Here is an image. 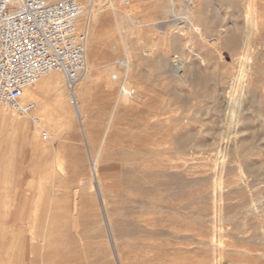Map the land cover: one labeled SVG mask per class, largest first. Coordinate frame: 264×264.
I'll list each match as a JSON object with an SVG mask.
<instances>
[{
	"label": "rangeland",
	"instance_id": "rangeland-1",
	"mask_svg": "<svg viewBox=\"0 0 264 264\" xmlns=\"http://www.w3.org/2000/svg\"><path fill=\"white\" fill-rule=\"evenodd\" d=\"M112 1L121 11L119 22L137 73L129 82L136 92L134 99L119 102L120 84L112 83L110 73H101L108 63L119 70L117 63L127 53L117 16L110 9L111 0H78L85 11L80 23L88 24L90 30L87 59L98 74L80 100L82 118L72 107L73 115L69 114L66 125L62 123V109L52 95L46 97L52 124L44 119L43 107L37 103L36 116L43 128L30 117L0 107V120L3 115H15L26 123L28 132L21 158L23 133L13 134L9 128L2 132L0 126V264H9L10 259V264H23L20 259L29 254L7 239L20 227H13V222L4 224L8 209H12L13 220L18 207L27 203L23 196L32 198V212L39 206L35 212L40 211V219L47 220L46 229L54 220L55 227L61 221L65 228L64 236L57 230H45L46 238L58 240V245L53 243L56 249L51 245L52 264H264V0H256L259 27L251 36L250 87L238 136L233 127L226 126V118L221 122L220 100L210 94L229 87L240 69L239 55L246 53L244 46L232 48L227 41L231 36L243 39L245 0H195L200 7L193 11L192 21L200 27V34L187 22L172 21L184 11V0ZM97 14H107L104 31L95 25ZM115 46L118 52L112 53ZM176 57H182L186 67H194L188 79L174 73L171 62ZM84 81L85 75L78 88ZM39 89L37 85L35 90ZM66 95L63 101L72 106V97L69 102ZM32 96L33 91L25 100H35ZM141 110L146 112L147 126L138 117ZM222 127L225 134L219 142ZM44 130L47 140L42 139ZM182 137L191 138L180 143ZM235 142L241 146L242 172L231 153ZM214 144L217 147L208 150ZM209 154L213 156L210 161ZM97 156L98 180L93 175ZM216 157L221 158L219 171L214 166ZM177 205L183 208L171 212ZM214 218H221L222 223L216 220L214 224ZM18 251L23 255L17 256ZM39 253L40 248L29 255L33 259Z\"/></svg>",
	"mask_w": 264,
	"mask_h": 264
},
{
	"label": "bare ground",
	"instance_id": "bare-ground-1",
	"mask_svg": "<svg viewBox=\"0 0 264 264\" xmlns=\"http://www.w3.org/2000/svg\"><path fill=\"white\" fill-rule=\"evenodd\" d=\"M49 1V3H54V2H57V1H60V0H46V2ZM85 1V0H84ZM96 1V0H95ZM242 1V0H241ZM89 1H87L88 3ZM184 2L186 3L185 7H184V11L183 12H180L179 15H174L173 16V22L174 23H180V22H187L190 24V27L192 28V30L194 32H196L197 34H200L201 33V29L198 25H195L193 24V16H192V13L193 11H196L199 7H200V3H197V1L195 0H184ZM243 2V1H242ZM48 3V2H47ZM86 3V2H85ZM259 3V2H258ZM232 4V3H231ZM83 6V5H81ZM97 6V5H96ZM110 6V5H109ZM202 6V5H201ZM239 6V5H238ZM244 10H245V17L243 18L244 19V23H243V27H242V32H243V39L241 41H239V38L238 37H229L228 38V44H230V46L232 48H237L239 46H244V50L246 51V53H240V69L238 70L237 74L233 76V78L230 80L231 83H229V87L227 88H223V90L217 94V91L214 90L212 94V98L217 101V100H220V106L219 108L221 110L220 112V120L221 122H223V118H226V120L228 121L227 125L226 126H229L230 128L233 127L234 128V134L235 136H238L240 135L241 131L238 129V126L240 125L241 123V115L243 114V106H244V102H245V99L247 97V92H248V89H249V85H250V81L248 80V69L249 67L252 65V58L253 56L251 55V36L252 34H255V32H257L258 30V27H259V13H258V10H257V3H256V0H245L244 4ZM90 7V6H89ZM98 7V6H97ZM94 8H95V5L92 6V13L94 12ZM110 9L111 11H113V13L117 16V26H118V30H119V33L121 34L122 38H123V47L125 48L126 50V54H125V59L124 60V63H125V66L124 67H119V61L117 63V68L119 70H117L114 66H111L109 63L104 65L103 67V70L101 73L103 74H109L110 73V77L112 79V83H116L118 82L120 85L118 86H123V90L120 91L119 90V95L117 96L119 98V102L121 101V99L123 100L124 98L127 99V100H132L133 98L130 97V93L131 91H133L134 89H131L130 86H129V82L130 81H133L134 78L137 77V73L135 72L136 70L134 69V66L132 64V60H131V57L129 56V48H128V44L126 42V40H124V32L122 31L121 29V25H120V22H119V15H120V12L119 9H118V4L116 2H113L111 0V6H110ZM263 10V8L261 9ZM90 11V10H89ZM82 12L85 13V11L83 10L82 8ZM262 12V11H261ZM194 15V14H193ZM227 16V15H226ZM264 16V15H263ZM262 17V16H261ZM127 19V18H125ZM107 14L105 15H95V25L98 27H101L102 30L104 31V29L107 27ZM230 21V19H229ZM228 21V23H229ZM128 22V21H127ZM165 23V22H163ZM204 23V21H203ZM109 24V23H108ZM183 24V23H182ZM231 24V23H230ZM229 24V25H230ZM235 24V23H234ZM179 25V24H178ZM209 25V24H208ZM131 26V25H130ZM165 26V25H162V27ZM222 26V25H221ZM227 26V24H226ZM240 26V25H238ZM124 27V26H123ZM214 28V27H213ZM232 29V27H231ZM127 30V29H126ZM171 30V28H170ZM229 30V28H228ZM102 31V32H103ZM129 31V30H128ZM208 31V30H207ZM209 32V31H208ZM224 32V31H222ZM231 32V31H230ZM236 32V30H235ZM234 32V33H235ZM240 32V31H239ZM211 33V32H210ZM217 33V32H216ZM181 34V33H179ZM218 34V33H217ZM220 34V33H219ZM237 35V34H236ZM139 36V35H138ZM229 36V35H227ZM106 38V37H105ZM95 39V33H93V41ZM199 39H200V35H199ZM209 39V38H208ZM177 41V40H176ZM212 41V40H211ZM210 41V42H211ZM138 42V41H137ZM207 43V42H206ZM212 43V42H211ZM89 44V43H88ZM139 44V43H138ZM209 45V44H208ZM90 49L91 46L88 45ZM139 48V47H138ZM132 49V48H131ZM95 50V49H94ZM136 50V49H135ZM112 53H117L118 52V47L115 46L112 48ZM89 52V51H88ZM137 52V51H136ZM97 53V52H96ZM107 53V51H106ZM88 54V53H87ZM108 54V53H107ZM133 54V53H132ZM91 57V56H90ZM142 57V56H140ZM146 57V56H145ZM148 57V56H147ZM146 57V58H147ZM159 58V57H158ZM182 58V57H181ZM180 57H176L174 60H172V69L174 71V73L177 75V76H180V77H184L185 79L187 78L188 79V75H190V72L192 71L193 72V66L190 65L189 67H186L185 64L183 63V60L181 59ZM143 60V59H141ZM159 60V59H158ZM157 60V61H158ZM191 60V58H190ZM165 61V60H164ZM167 61V60H166ZM154 63V62H153ZM187 63V62H186ZM189 63V62H188ZM192 63V62H190ZM140 64V63H139ZM150 64V63H149ZM155 64V63H154ZM193 64V63H192ZM114 65V64H113ZM136 65V64H135ZM143 65V64H142ZM157 66V65H156ZM164 66V65H163ZM162 66V67H163ZM196 66V65H195ZM95 67H93L91 61L87 59V71L85 73V81L83 82V84L81 85L80 88H78V86L75 88L74 92H70L68 91L66 85H65V82L62 81V76L60 72H51L49 73L47 76L43 77L37 84L33 85V86H30L29 88L26 89L25 91V97H27L31 91H33V98L35 100L31 101V102H35L36 104L39 102L42 107H43V117L44 119L47 121V123L50 125L53 123L54 121V117L51 113V106L49 105V103L46 102V97L48 95H52L54 97V103H57V105H59V107L62 109L61 111V117L63 118V121L62 123H64L65 125L67 124V119H69V114L70 116L73 115V109H74V112L76 113V115H78V117L82 118V113H81V107H80V100L81 98L84 96L85 97V94L89 91V85L91 83H93L97 78V73L95 72ZM169 70V69H168ZM170 71V70H169ZM235 74V73H234ZM202 75V74H201ZM203 76V75H202ZM192 77V76H191ZM108 78V77H107ZM183 79V78H182ZM204 80V79H203ZM205 81V80H204ZM188 82V81H187ZM106 85L108 87H111V82L106 79L105 81ZM188 84V83H186ZM39 85L40 86V89L39 90H35V87ZM193 85V84H192ZM199 85V84H198ZM201 85V84H200ZM186 86V85H185ZM204 86V85H202ZM228 86V85H227ZM107 87V88H108ZM119 87V88H120ZM118 88V89H119ZM145 88V87H144ZM147 90V89H146ZM220 90V89H219ZM135 92V90H134ZM65 94H67V99L69 100L70 102V99L72 97V106L71 103L69 105H66V103L63 101L65 99ZM70 98V99H69ZM211 101V100H210ZM73 107V109H72ZM66 108V109H65ZM64 109V110H63ZM68 112H67V111ZM119 111V108L114 112V115L116 113H118ZM6 112V111H5ZM38 112V111H37ZM7 114V113H6ZM68 114V116H67ZM140 114H138V117L140 116L141 119H142V124L147 126L146 124V121L148 120L144 114H146L145 111H140ZM258 114V117L261 118L262 114L260 113H257ZM155 115V114H153ZM152 115V116H153ZM198 115V114H197ZM15 116V115H14ZM11 115L10 116H7V115H3L1 117V120H0V126L2 127V132L3 131H6L7 128L11 129L13 134L14 133H17L20 132L23 133V139H22V146L20 147L19 151L21 154V158L24 157V152H25V142L28 141V132H27V125L26 123H20L17 119H15V117ZM26 117H29V116H26ZM139 117V118H140ZM148 117V116H147ZM19 118V116H18ZM79 118V119H80ZM115 118V117H114ZM120 118V117H119ZM150 118V117H149ZM113 119V118H112ZM243 120V119H242ZM248 120V119H247ZM79 121V120H78ZM115 121V120H114ZM41 122V121H40ZM39 122V124H37L38 127H42L43 128V124L41 125V123ZM186 122V121H185ZM139 123V122H138ZM155 124V123H154ZM158 124V123H157ZM215 124V123H214ZM218 124V123H217ZM62 125V124H61ZM64 125V126H65ZM153 125V124H152ZM151 125V126H152ZM155 126V125H154ZM153 126V127H154ZM219 126V125H218ZM110 127V126H109ZM112 127V126H111ZM144 127V126H143ZM220 127V126H219ZM242 127V126H241ZM150 128V127H149ZM39 129V128H38ZM223 127H222V130H219L220 133H218V141L221 142L222 139H223V136H224V132H223ZM145 130V129H144ZM143 130V131H144ZM148 130V129H147ZM232 130V129H231ZM246 130V129H245ZM45 132L47 130H44ZM114 131V130H112ZM225 131V130H224ZM247 131V130H246ZM250 131V130H249ZM106 132V131H105ZM145 132H148V131H145ZM152 132V131H151ZM218 132V131H217ZM48 134V133H47ZM55 134L56 132H53V138L55 137ZM207 134V133H206ZM217 134V133H216ZM146 135V134H145ZM105 136V135H104ZM110 136V135H109ZM231 136H233L231 134ZM12 137V136H11ZM151 137V136H150ZM149 137V138H150ZM226 137V135H225ZM35 138V137H34ZM37 138V137H36ZM35 138V140H36ZM191 138V137H190ZM189 137H182L179 139V142L180 143H184V142H187L189 139ZM216 139V138H215ZM231 139V138H230ZM20 140V138H19ZM108 140V139H107ZM251 140V139H250ZM263 140V139H261ZM37 141V140H36ZM216 141V140H215ZM1 142V141H0ZM6 142V141H5ZM150 142V139L148 140V143ZM217 142V141H216ZM228 142V141H227ZM254 142V141H252ZM17 143V142H16ZM242 147L246 148V146H248V144L243 141L242 142ZM249 143V142H248ZM34 144V143H33ZM32 144V145H33ZM106 144V143H104ZM109 144V143H108ZM228 144V143H227ZM234 145L231 147V153L233 155V157L235 159L238 160L239 162V168L238 170H240L242 172V166L240 163L241 159L239 158L240 157V153H241V146L238 145V143H233ZM253 144V143H252ZM2 146V144H0ZM7 145V144H6ZM231 145V144H230ZM208 146V145H207ZM263 146V145H262ZM14 147V146H13ZM18 147V146H17ZM217 147L216 144H214L213 146H209L208 150L209 149H215ZM10 148V147H8ZM12 148V147H11ZM6 149V148H5ZM12 149H15L12 148ZM103 150V149H102ZM101 151V150H99ZM18 152V151H17ZM214 152V151H212ZM5 154V153H4ZM102 154V153H101ZM219 154V153H218ZM217 154V156H219ZM243 154V153H242ZM252 154V153H250ZM211 154H209V157L207 158V160H212L213 159V156H210ZM0 157H1V153H0ZM215 158V156H214ZM217 158V157H216ZM5 159V158H4ZM101 159V158H100ZM221 158H217V160L215 161V165L216 166V169H218L219 171V168L217 165H220V163H217ZM225 159H226V156L223 155L222 156V159L223 160V163L225 162ZM7 160V159H6ZM9 161H11L10 159H8ZM98 160H99V156H97V158L95 159L94 161V165H93V175L97 177V180H98V170H97V164H98ZM223 165V164H222ZM4 166V165H3ZM92 170V169H91ZM228 170V169H227ZM237 170V171H238ZM91 173V172H89ZM223 173V168H222V171H220V174ZM92 175V174H91ZM90 175V176H91ZM257 177V176H256ZM92 182V181H91ZM95 182V181H94ZM99 182V181H98ZM93 186V184H92ZM221 186V185H220ZM257 186V185H256ZM97 187V186H96ZM100 188V187H99ZM247 189V188H246ZM219 190H222V189H219ZM96 191V190H95ZM42 194V193H40ZM39 194V195H40ZM11 196V195H10ZM14 196V195H12ZM19 196V195H18ZM35 196V195H34ZM38 196V195H36ZM42 196V195H40ZM37 197V198H40L41 197ZM25 201L27 203L24 204V206L22 207H18V209L16 210V214L12 219L11 218V211L12 209H8V207H5V209L7 208L9 211L7 212V217L5 218V221H4V224H9L11 222H13V227H20V231L18 233L15 234V232H13L11 234L10 237H8L7 239H9V241L14 245L16 243H19L21 246V250H23V252L25 250H27V252L31 255L33 253H35L39 248H40V253L39 255H37L39 257V260L36 262V255H32L34 256L33 259H31V256L28 254L26 255L25 257H23L22 253H19L16 254L17 256H22V259H20L23 264H52L51 263V259L50 257L52 256L53 252L50 251V249H54V244L55 243V240H57L56 238H54V235L56 233H54L53 235V238L54 239H51L50 237L49 238H46V232L45 230H57L56 232H62L65 228L63 227V224H61V221L58 225V222L56 224V227L54 226V222L56 220H54V222H52L53 224L51 225H47L48 226V229H46L45 227V220L44 219H40V216H43V214L38 211V212H35L36 209H34V211L32 212L31 211V208H33V206L30 208V203H32V198H27L25 196H23ZM55 197V196H54ZM14 198V197H13ZM19 197H17L16 199L14 198V200H18ZM43 198V197H42ZM51 198V197H50ZM4 200V199H3ZM13 200V199H12ZM35 200H36V197H35ZM39 200V199H38ZM103 200V203H104V199ZM1 201V200H0ZM5 201V200H4ZM42 201V199H41ZM7 202H10V199L9 201ZM40 202V201H39ZM102 202V201H101ZM2 203V202H1ZM12 203H14V201H12ZM252 203V202H251ZM9 204V203H7ZM30 204V205H29ZM39 204V203H38ZM14 205V204H13ZM35 205V204H34ZM37 205V204H36ZM104 206V205H102ZM251 206V204L249 205ZM39 207V206H38ZM38 207H37V210H38ZM52 207V206H51ZM58 207V206H57ZM158 207V206H157ZM156 207V208H157ZM247 207V206H246ZM14 208H16L14 206ZM105 208V207H104ZM183 208L181 205H177V206H173L172 207V211L171 212H176L178 213L179 210ZM4 209V210H5ZM6 209V210H7ZM40 209V208H39ZM53 209V207H52ZM36 210V211H37ZM86 210V209H85ZM31 211V212H30ZM35 212V213H34ZM44 212V211H43ZM34 213V214H33ZM62 213V212H60ZM105 213H106V210H105ZM220 214V213H219ZM5 215V214H4ZM214 216L218 215L216 214V211L214 212L213 214ZM55 216V214H54ZM222 217V216H221ZM38 218V219H37ZM107 220H108V216H107V213H106V217ZM74 219V217L72 218ZM216 220L217 222H220L222 223V220L221 218L218 220L216 218H214V224L216 223ZM53 221L52 218L50 220V222ZM72 221V220H71ZM56 223V222H55ZM54 226L55 228L57 229H54V227L52 228L51 226ZM215 226V225H214ZM50 227V228H49ZM1 229V228H0ZM97 229V228H96ZM6 230V229H5ZM11 229H9L8 231H10ZM99 230V229H97ZM96 230V231H97ZM50 231V232H51ZM64 232V231H63ZM62 232V234H63ZM10 233V232H9ZM65 233V232H64ZM98 233V232H97ZM100 233V232H99ZM0 234H2V232H0ZM10 235V234H9ZM50 235V233H49ZM52 235V234H51ZM58 235V234H57ZM68 235V234H67ZM2 235H0L1 237ZM59 236V235H58ZM64 236V234L62 235ZM44 237V238H43ZM61 237V236H60ZM74 237V236H73ZM63 238V237H62ZM215 238L216 236L214 235L213 238H212V244L215 243ZM41 239V240H39ZM64 239V238H63ZM1 240V239H0ZM58 241V240H57ZM65 241V240H64ZM76 241V240H75ZM8 242V241H7ZM63 242V240H62ZM58 243V242H57ZM55 243V244H57ZM207 243H209V241H207ZM1 244V243H0ZM65 244V243H63ZM74 244V243H73ZM53 245V247L51 246ZM58 245V244H57ZM55 245V246H57ZM61 245V244H60ZM4 246L6 247V243H4ZM65 246V245H63ZM62 245H61V248H64ZM1 247V246H0ZM15 247V246H13ZM59 247V246H57ZM66 247V246H65ZM214 247V245H213ZM212 247V248H213ZM8 249V248H7ZM6 249V251L8 252V250ZM14 249V248H12ZM56 249V248H55ZM67 249V248H66ZM114 249V248H113ZM1 250V249H0ZM60 252L61 249L59 248ZM5 251V252H6ZM12 251V250H10ZM69 251V250H68ZM214 251H218L215 247ZM59 252V251H58ZM11 253V252H10ZM8 253V254H10ZM1 254V252H0ZM22 254V255H21ZM59 254V253H58ZM115 254V253H114ZM5 255V254H4ZM14 252H12V257H13ZM113 255V254H112ZM117 255V254H115ZM5 257V256H4ZM11 257V258H12ZM2 258V256L0 255V259ZM7 258V256H6ZM5 259V258H4ZM117 259V258H116ZM8 261V259H7ZM11 261V259H10ZM10 261H9V264H10ZM13 262V261H12ZM18 262V260H17ZM16 262V263H17ZM8 264V262H7ZM64 264V262H63ZM118 264V263H117ZM215 264V263H213Z\"/></svg>",
	"mask_w": 264,
	"mask_h": 264
},
{
	"label": "built area",
	"instance_id": "built-area-1",
	"mask_svg": "<svg viewBox=\"0 0 264 264\" xmlns=\"http://www.w3.org/2000/svg\"><path fill=\"white\" fill-rule=\"evenodd\" d=\"M81 18L78 0H0V107L29 116L37 125L38 106L25 100L27 88L60 72L74 92L87 71L90 30ZM124 66L120 60L119 67ZM42 139H48L47 132Z\"/></svg>",
	"mask_w": 264,
	"mask_h": 264
}]
</instances>
